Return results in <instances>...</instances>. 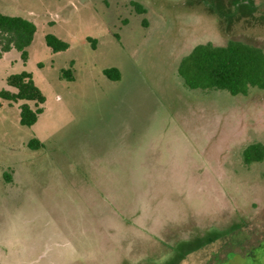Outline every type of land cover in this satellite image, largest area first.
<instances>
[{
  "label": "rangeland",
  "instance_id": "obj_1",
  "mask_svg": "<svg viewBox=\"0 0 264 264\" xmlns=\"http://www.w3.org/2000/svg\"><path fill=\"white\" fill-rule=\"evenodd\" d=\"M0 13L36 28L25 62L0 53V92L25 71L45 98L25 127L24 102L0 96V264H175L190 231L264 230V160L242 161L264 147V89L191 90L178 75L199 44L264 52V0H0Z\"/></svg>",
  "mask_w": 264,
  "mask_h": 264
},
{
  "label": "trees",
  "instance_id": "obj_2",
  "mask_svg": "<svg viewBox=\"0 0 264 264\" xmlns=\"http://www.w3.org/2000/svg\"><path fill=\"white\" fill-rule=\"evenodd\" d=\"M36 28L22 17L0 13V53L15 49L23 62L27 60L26 48L30 46ZM45 44L53 52L64 51L68 45L55 36L47 34ZM111 80H119L118 70H105ZM178 75L184 86L191 90L225 91L231 96H247L250 89H264V52L240 41H228L224 46L212 43L196 45L178 67ZM6 83L15 92L2 90L0 96L11 102L23 101L19 106V122L25 127L33 126L43 109L45 98L36 87L30 73L22 71L7 77ZM25 102H33L32 109ZM41 144L32 139L28 146L36 149ZM264 160V147L260 143L248 145L242 151L246 166Z\"/></svg>",
  "mask_w": 264,
  "mask_h": 264
},
{
  "label": "flooded vegetation",
  "instance_id": "obj_3",
  "mask_svg": "<svg viewBox=\"0 0 264 264\" xmlns=\"http://www.w3.org/2000/svg\"><path fill=\"white\" fill-rule=\"evenodd\" d=\"M195 233L190 231L187 235L183 233L186 236L181 235L179 247L182 254L176 258L175 264L188 263L191 255L220 239L223 242L211 250L200 264H264V230L245 232L239 228L217 238L204 232V240L198 239Z\"/></svg>",
  "mask_w": 264,
  "mask_h": 264
}]
</instances>
